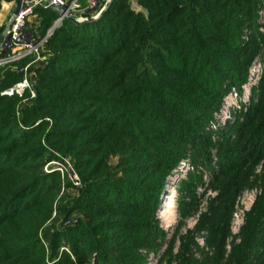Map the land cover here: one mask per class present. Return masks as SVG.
Listing matches in <instances>:
<instances>
[{
	"label": "trees",
	"instance_id": "trees-1",
	"mask_svg": "<svg viewBox=\"0 0 264 264\" xmlns=\"http://www.w3.org/2000/svg\"><path fill=\"white\" fill-rule=\"evenodd\" d=\"M137 1L146 13L113 0L97 19L64 18L30 104L2 94L24 73L0 68V264H147L143 250L158 255L165 245L159 264H264V185L241 240L226 249L236 199L257 184L253 170L264 161V74L247 110L208 129L225 95L241 93L253 60L264 61V0ZM36 12L45 35L60 15ZM191 148L218 194L194 230L168 239L158 209ZM65 155L83 184L73 198L59 196V171L44 169ZM203 177L182 182L181 215L197 205ZM203 230L205 248L196 240Z\"/></svg>",
	"mask_w": 264,
	"mask_h": 264
},
{
	"label": "rangeland",
	"instance_id": "rangeland-1",
	"mask_svg": "<svg viewBox=\"0 0 264 264\" xmlns=\"http://www.w3.org/2000/svg\"><path fill=\"white\" fill-rule=\"evenodd\" d=\"M130 2L135 10L143 11L144 13H146V10L141 5H139L137 0H130ZM263 5L264 3L261 2V6L258 10V22L260 24V31L264 33V31L261 30V28H264ZM1 8H2V4H1ZM14 9L15 6H13L12 10ZM9 17L10 14H8V17L5 21L0 22L2 23L0 25L1 27H3L6 21H8ZM33 19L35 20V23L29 26V28L40 31V27L42 24V17L40 16V14L36 13V16ZM56 23L57 21H55L52 24L50 29H53ZM57 27L55 26V28ZM55 28L53 29L52 34L54 33ZM246 36L249 37L248 32H246L245 30L243 35L245 40H246ZM46 50L51 55L53 54L47 48V45H46ZM26 60L28 62L31 59L28 58ZM263 64L264 61L261 60V58L259 57L253 60L250 67L248 68L247 79L240 87L242 89L241 93H238L239 95L238 94L235 95V92H231L225 95L224 102H222L221 104V109L214 113V117L216 120L213 117L214 124H211V128L208 129L215 131L219 129V125L225 127L228 121L229 123L235 121L236 115L233 112V110L238 109L237 113H240L241 108L242 110H247L248 107L251 105V103L256 100L257 94L260 91V84L264 74ZM15 65L16 67H7L6 69H10L13 71H21V69L25 66L24 65L23 67H20L19 62H17ZM1 73H4L3 70ZM36 80H37V75H36ZM9 96H13V95H9ZM20 97L23 99L22 100L23 102L25 99H28L26 96V92ZM217 119L220 120L219 124H217L218 123ZM213 138L214 141H216L215 139L216 137L214 136ZM193 155H194V150L193 148H191L187 156L183 157L180 160L179 164L173 170H171V172L168 174L166 178L165 189L162 195V202L158 209V217L160 219V227L165 232L168 239H172L177 233L182 235V234H187L191 230H194L200 220L201 215L209 210V204L211 200L214 197H216L218 194V190L211 185V173L207 170V168L204 165L202 164L196 165L193 161ZM212 156L215 163L218 160L216 148L212 149ZM111 163L113 165L114 164L116 165L118 163V157H112ZM253 171H254L253 179H256L257 184L249 187L246 186V188L237 197L235 202V206L232 212L231 222H230V235L227 239V245H226L227 253L231 250L232 248L231 246L234 241L239 242L241 240L240 235L242 228L246 223L247 213L248 211L251 210L254 202L256 201V198L259 196V194H261L263 190L262 187L264 185V161L261 160L256 165ZM193 172L204 173L203 182L199 183L196 187V195L198 199L197 205H195L194 209L192 208L191 210H189L188 214L183 216L181 215L180 207H179L180 199H181L180 187L182 182L188 180L189 175ZM76 173L78 174L77 171ZM60 175L62 179V190L59 196H62L63 194H68L69 198L77 197L80 194L83 185L82 181L80 186H74L72 184L71 187H67L66 186L67 180H65L66 177H63L61 173ZM76 215H78V217L80 216L82 217L80 213H76L75 216ZM234 223L238 225V228H236V230L238 231L237 233L234 231ZM207 235L208 232L205 230L196 233V240L203 248L207 246L205 239ZM179 245H180V240L178 238L175 244L174 252L178 251ZM165 249H166V245L160 250V253L158 255H156L155 251L153 250L145 249L143 250V252L148 253L149 256L148 261H150V257H152L155 254L156 258L152 259V264H159L158 258Z\"/></svg>",
	"mask_w": 264,
	"mask_h": 264
},
{
	"label": "built area",
	"instance_id": "built-area-1",
	"mask_svg": "<svg viewBox=\"0 0 264 264\" xmlns=\"http://www.w3.org/2000/svg\"><path fill=\"white\" fill-rule=\"evenodd\" d=\"M14 2L16 7V0H1ZM113 0H89L87 6H82L78 0H22L21 10L15 14L14 10L10 11L8 21L3 25V31L0 35V68L16 67V63L30 58L31 60L21 69L24 77L21 81L15 83L12 87L2 92L5 95L18 94L22 96L25 92L29 94L28 99L24 100V104H30L31 99L36 96L35 86L36 71L40 66L46 64L51 54L46 50V43L48 38L52 35L53 29L57 24H61L64 16L59 17L53 29H48L45 35H41L39 31L30 29L29 26L35 23L33 19L36 16V9L39 6L49 7L50 4H55L59 7L65 8L71 15H73L80 22L89 20L91 18L97 19L100 17L102 11ZM264 13V11H263ZM264 31V28H261ZM246 39L248 37L246 36ZM238 93L235 92V95ZM239 95V94H238ZM240 107V105H239ZM50 121L49 118H46ZM218 120V119H217ZM38 121L37 123H39ZM220 120H218L219 124ZM59 171L63 177H66L67 182L74 186L81 185V179L76 173L74 161L71 156H61L49 160L45 164V171ZM77 221V217L71 222ZM233 224V221H232ZM238 225L234 223V231ZM61 250L70 249L67 245H63ZM156 258L155 254L150 257L147 264H152V259Z\"/></svg>",
	"mask_w": 264,
	"mask_h": 264
},
{
	"label": "water",
	"instance_id": "water-1",
	"mask_svg": "<svg viewBox=\"0 0 264 264\" xmlns=\"http://www.w3.org/2000/svg\"><path fill=\"white\" fill-rule=\"evenodd\" d=\"M21 4H22V0H16V7H15V10H14L15 14H17L21 10ZM108 6H109V4L107 5V7ZM49 7L54 9V10H56L59 13V15H60L59 17L64 16L65 18L71 19L74 22H80L73 15H71L65 8L59 7V6L55 5V4H50ZM106 8L102 11V13L106 10ZM93 19L94 18H91L89 20H93Z\"/></svg>",
	"mask_w": 264,
	"mask_h": 264
},
{
	"label": "crops",
	"instance_id": "crops-1",
	"mask_svg": "<svg viewBox=\"0 0 264 264\" xmlns=\"http://www.w3.org/2000/svg\"><path fill=\"white\" fill-rule=\"evenodd\" d=\"M79 3L82 6H87L89 3V0H78ZM2 8L0 9V22H3L7 19L8 14H10V11H12L14 2L11 1H1ZM2 23H0L1 25Z\"/></svg>",
	"mask_w": 264,
	"mask_h": 264
}]
</instances>
